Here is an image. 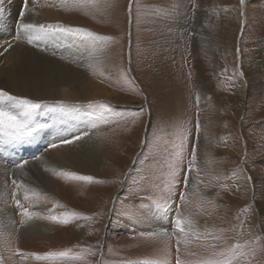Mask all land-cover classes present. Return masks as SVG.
Returning <instances> with one entry per match:
<instances>
[{"label":"rangeland","instance_id":"rangeland-1","mask_svg":"<svg viewBox=\"0 0 264 264\" xmlns=\"http://www.w3.org/2000/svg\"><path fill=\"white\" fill-rule=\"evenodd\" d=\"M50 5L58 24L108 37L94 44L70 39L87 53L70 57L83 61L90 99L74 83L75 101L56 100L80 105L81 120L93 118L92 136L75 144L97 143L102 159L92 172H78L60 157L53 168L44 158L58 159L52 151L75 144L45 151L56 138L51 129L25 146L28 150L0 153L6 167L0 183L8 190L0 202L3 264H176L178 247L182 261L197 262L246 241L241 264H264V91L250 90L252 53L257 49L264 57V0H245L243 7L237 0H50ZM237 71L246 75L237 80ZM96 84L105 94L95 91ZM193 144L197 161L185 190ZM17 160L35 163L39 175L24 169L28 163L15 168ZM13 179L24 187L16 188ZM13 191L35 213L31 219L39 221L41 232L35 234L27 218L20 223ZM165 204L178 206L201 238L189 235L178 245L175 236L165 241L141 236L150 230L151 216L162 221L163 230L174 231L170 220L162 219ZM67 249L82 259L29 255Z\"/></svg>","mask_w":264,"mask_h":264},{"label":"snow or ice","instance_id":"snow-or-ice-1","mask_svg":"<svg viewBox=\"0 0 264 264\" xmlns=\"http://www.w3.org/2000/svg\"><path fill=\"white\" fill-rule=\"evenodd\" d=\"M199 0H197L198 4ZM30 0H21L18 9V15L16 19V31L11 41H4L0 44L3 47V52H0V56H3L9 49L13 48V44L16 41H23L26 45H30L33 48L39 49L42 52H48L51 50V55L57 57V50L60 48L71 47V44L65 42L69 38L80 37L83 41H91L93 44L96 41L106 40L108 37L97 36L92 32L73 27H65L58 23H40L37 21L28 22L29 18L27 13ZM131 3V0H130ZM241 7L244 6L245 0H239ZM5 9L0 6V19L4 18ZM240 15H244L243 11ZM241 49L237 47L236 54L240 58ZM65 58L63 55L59 56V60L63 61ZM239 67H242L240 65ZM237 80L244 77L246 74L243 71H237L234 73ZM235 86V85H233ZM199 99V98H198ZM92 102H89L91 105ZM80 105H67L60 101H46L42 99H31L26 96L12 95L8 91L0 88V153H7V149H22L28 150L25 146H30L40 139L41 134L46 130H53L56 134V138L49 142L48 149L63 147L66 145H72L78 141H82L85 138H89L91 135V128H95V123H92L93 118L88 120H79V124L72 123V120H78L77 110ZM44 118V119H42ZM70 118V119H66ZM108 122V121H106ZM197 131H199V122L197 121ZM33 159H39L38 156H34ZM197 161V146L192 145L191 158L188 159V171L184 174V186L185 190L188 187L190 180V172L195 166ZM28 163L27 160L14 163L15 168L23 169ZM77 179L92 181V176H77ZM247 180H251V177H246ZM12 183L16 188H23L24 185L17 183L15 179ZM123 183V182H121ZM261 199H264V192L260 194ZM256 190L253 187V199L255 200ZM24 199L27 200L28 196L25 194ZM180 199H184V193L181 192ZM12 201L16 208L19 210V214L22 219L21 224L25 222V218L31 219L35 213H30L27 208L21 203L16 191L12 193ZM251 205L246 206L245 210L250 208ZM115 211V208L112 209ZM175 213V218H171L172 213ZM74 215V214H73ZM162 219L165 221L170 220V225L174 229L173 232H168L165 229V225L161 223L158 227L161 230H157L156 227H151L150 230L140 232V235L152 240H170L173 236L176 237L177 244L181 242H188L189 235L193 238L200 239L201 234L196 229L193 221L187 218H181L178 206L173 208L171 204H165L161 209ZM53 220L56 217H52ZM63 222H68V217L63 218ZM205 236H211V233H205ZM213 240H219L221 237L214 236ZM255 243V241H252ZM248 241L245 244H233L231 247L222 249L219 252L214 253L215 258L207 259L197 262L182 261L179 256L180 249L177 248L176 264H241L242 260L247 259V253L244 251ZM212 248L216 245L212 244ZM88 251V250H85ZM71 249H67L60 252H48L43 255L31 253L36 260H56L60 258L82 259L79 254H72L70 256ZM17 255L23 256V253L17 251ZM194 255L195 253H191ZM0 264H3V259L0 258Z\"/></svg>","mask_w":264,"mask_h":264},{"label":"bare ground","instance_id":"bare-ground-1","mask_svg":"<svg viewBox=\"0 0 264 264\" xmlns=\"http://www.w3.org/2000/svg\"><path fill=\"white\" fill-rule=\"evenodd\" d=\"M16 1H13V3L10 4L7 2V0H4L5 4L3 8L5 9V14L4 18L0 19V44H2L4 41H11L14 35V29L16 26V19L14 15L18 11L21 2L20 1L18 4L13 5L16 3ZM238 1L239 0H237V2ZM52 7L50 5V0H30V11L27 13L29 18L28 22L37 21L40 23H57L55 21V12L52 10ZM9 16H12V19ZM70 39L71 38H69L65 43L71 44L72 46L70 48L65 47L58 49L57 57H53L51 55V50L48 52H42L37 48L26 45V43L22 41H16L13 44L12 49H9L3 54V56H0V88H3L12 95L26 96L31 99H42L54 102L59 99L75 101L77 97L70 89L72 88V85L76 83L81 89L80 93L82 97H89L88 92L85 90L87 86L84 85L85 82L83 81L82 70L80 67L83 61L82 59H78L76 63H73L70 57L72 55L75 56V54H77L78 57L81 51V57L85 55L87 56V53L85 54L81 44ZM262 40L263 43H261L260 47L264 48V39ZM0 52H3V47H0ZM60 55L64 56L65 59L63 61L59 60ZM251 68V93L254 94L258 91H264V57L262 56L261 51H258L257 49H255L252 53ZM97 86L98 87L94 86L95 91L105 94L104 88L99 84ZM243 92L244 87L242 85L239 94L242 95ZM97 95L98 94L94 93L92 97L94 99L98 98ZM88 99H90V97ZM77 115L78 120H72V123L77 124L79 120H81L80 114L78 113ZM89 144L90 143L81 146H77V144H75L73 147L64 148V150L57 148L58 150L52 152L54 153V156L58 155V159L52 160V156H48L45 157L43 161L49 162L53 167L54 162H58L59 160L63 159L66 164L71 165L74 169L78 170V172H92L97 168L98 164H100L102 156L99 149L100 147H98L97 143L94 142L92 145ZM107 162L112 165L109 159H107ZM30 168L34 174L39 175V170L35 163H28V167H25L24 169L30 170ZM5 169V166L3 167L0 165V172L4 171ZM0 180L2 181V179ZM7 191L8 190L5 182H1L0 202H5L7 198ZM1 210H3L1 217L6 218L8 215L5 214V208H2ZM28 223L29 226H31L30 229L33 228V232L34 230H36V232H41L42 227L39 221L35 219H29ZM147 223L151 228L153 226H159L162 221L157 222L155 218H152L151 216L149 217ZM156 228L157 230H161L159 227ZM25 232L28 233V231Z\"/></svg>","mask_w":264,"mask_h":264}]
</instances>
